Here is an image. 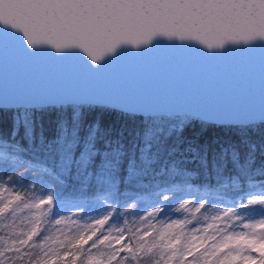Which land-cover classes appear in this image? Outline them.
<instances>
[{"label": "snow or ice", "instance_id": "1", "mask_svg": "<svg viewBox=\"0 0 264 264\" xmlns=\"http://www.w3.org/2000/svg\"><path fill=\"white\" fill-rule=\"evenodd\" d=\"M0 29L19 36L29 51L79 52L92 67L157 41L196 46L212 56L228 46L264 42V0H0ZM23 103L160 111L99 96L0 97L5 109ZM95 154L82 150L76 157L73 150L67 159L87 165ZM133 207L121 211L119 221L114 206L86 222L74 219L83 209L53 217L52 193L38 195L0 182V264H264V194L248 195L215 214L207 199H184L167 210L149 204L130 224L124 213ZM255 208L259 215L250 211ZM19 213L24 215L17 220Z\"/></svg>", "mask_w": 264, "mask_h": 264}, {"label": "trees", "instance_id": "2", "mask_svg": "<svg viewBox=\"0 0 264 264\" xmlns=\"http://www.w3.org/2000/svg\"><path fill=\"white\" fill-rule=\"evenodd\" d=\"M73 150L96 154L87 165L72 163ZM0 182L52 193L58 212L105 214L114 206L119 221L134 204L124 213L130 224L149 204L167 210L186 194L209 208L235 207L264 192V121L218 123L101 104L0 107Z\"/></svg>", "mask_w": 264, "mask_h": 264}, {"label": "water", "instance_id": "3", "mask_svg": "<svg viewBox=\"0 0 264 264\" xmlns=\"http://www.w3.org/2000/svg\"><path fill=\"white\" fill-rule=\"evenodd\" d=\"M4 96L22 101L110 97L159 109L155 114L182 113L218 123L264 121V42L228 46L209 56L196 46L157 41L92 67L79 52L29 51L19 36L0 29ZM45 105L53 104L20 106Z\"/></svg>", "mask_w": 264, "mask_h": 264}, {"label": "rangeland", "instance_id": "4", "mask_svg": "<svg viewBox=\"0 0 264 264\" xmlns=\"http://www.w3.org/2000/svg\"><path fill=\"white\" fill-rule=\"evenodd\" d=\"M260 194H264V192L263 193H260ZM189 198H194V196L192 195V194H186L182 199H181V201L182 200H184V199H189ZM220 203H217V204H215V206L216 207H213V208H211V212H210V214H215L216 212H218V211H220L222 208H231L232 206H230V205H222V204H220ZM76 210L75 209H72V210H67V211H56L55 209H54V211H53V217H55L56 215H59V214H63V215H71L72 213H74ZM255 214L256 215H259L260 214V212L258 211V212H255ZM24 215V213H19L18 214V216H17V218L19 219L21 216H23ZM101 215H103V212H96V213H88V214H78V216H75L74 217V219H77V220H79V221H81V222H86L89 218H95V217H98V216H101ZM9 220L8 219H5L3 222H8ZM48 227H50L51 225H47Z\"/></svg>", "mask_w": 264, "mask_h": 264}]
</instances>
